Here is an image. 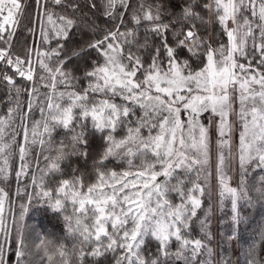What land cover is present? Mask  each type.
I'll list each match as a JSON object with an SVG mask.
<instances>
[{
    "label": "snow or ice",
    "instance_id": "snow-or-ice-1",
    "mask_svg": "<svg viewBox=\"0 0 264 264\" xmlns=\"http://www.w3.org/2000/svg\"><path fill=\"white\" fill-rule=\"evenodd\" d=\"M33 4L35 27L27 31L34 42L22 57L14 37L28 2L0 0V84L9 91L7 113L0 115V182L10 179L18 155L17 180H31L19 219L33 201L61 213L74 264H88V258L99 264L107 256L114 264H214L213 172L219 209L224 211L226 201L231 208V234H221L226 243L238 239L239 226L248 223L243 207L264 208V0H87L105 24L85 21L93 38L71 56H62L64 41L82 24L63 10L78 12V3ZM209 25L219 26L211 37L215 44L202 34ZM72 57L90 60L82 77L66 67ZM37 68L48 91L36 86ZM16 76L31 87L17 85ZM34 106L41 119L29 127L24 121ZM18 118L21 124L15 125ZM58 128L69 134L67 143L55 139ZM96 136L104 148L93 165L94 181L74 174L50 184L63 175L69 156H87L81 145ZM37 144L41 153L33 161L28 157ZM111 161L126 167L113 170L106 163ZM230 172L238 177L235 184ZM8 200L0 186V264H8L13 236L5 217ZM39 237L34 229H16V264H38L35 257L47 254L52 242ZM262 245L264 223L259 241L242 251L245 264H264ZM58 251L63 264H73L63 245ZM219 264L229 262L221 257Z\"/></svg>",
    "mask_w": 264,
    "mask_h": 264
},
{
    "label": "trees",
    "instance_id": "trees-1",
    "mask_svg": "<svg viewBox=\"0 0 264 264\" xmlns=\"http://www.w3.org/2000/svg\"><path fill=\"white\" fill-rule=\"evenodd\" d=\"M74 0H68V3H73ZM78 3L79 11L73 12L71 8H66L63 11H66L68 15L75 17L78 21L81 22L82 26L79 29H73L70 33V38L65 43V53L63 55L71 56L74 50H78L81 46L85 44L86 41L93 38V33L86 27H83V23L87 21L91 23L94 19L97 24L102 27L105 24L103 17H98L94 15L95 10H90L87 6V0H75ZM28 10L26 13L27 18L23 21L21 27L18 29L16 36L14 37V48L15 52L24 56L25 51L28 47L33 44V37L29 36L27 31L30 27H35L32 20L34 19L32 13L35 8L33 4V0H28ZM58 11L60 9H57ZM219 26L215 25L213 27V33L218 32ZM202 34L209 41V26L202 30ZM142 39V37H141ZM220 40L226 42V37L219 36ZM36 46L41 47L39 44L38 38L35 40ZM216 41L214 40V44ZM53 47L55 44L53 43ZM94 55V54H93ZM33 63H35V59H33ZM69 69L74 71V74L82 77L86 68L90 67V60L85 59L83 57L77 59L76 57H72L71 61L66 65ZM37 79L36 86L40 88L42 92L48 91L42 87V83L39 81L38 77L40 75V71L37 68ZM16 83L19 86H23L25 88H30L31 83L24 80L23 78L16 76ZM81 85H85L86 81L81 80ZM13 98L15 97V93H12ZM22 103L24 104V111L27 112V100L28 94L24 92L21 96ZM9 107V91L8 86L6 84H0V115H4L7 113ZM41 119V114L39 108L33 107L30 113H28L24 124H27L29 127L31 126L33 121H39ZM21 120L18 118L15 121V125H20ZM14 125V127H15ZM11 131V130H9ZM17 131H21V128H17ZM68 133L66 130L62 128H58L54 133V137L57 141L62 139L67 143ZM7 139V137H6ZM18 142H22L23 137H17ZM103 140L99 137H91L89 139L88 145H81V149L87 152V156L73 155L69 156L66 161H64L61 165L63 168L62 176H55L50 184L54 185L60 179L71 178L74 174L80 175L84 179L85 183L93 182L95 179L94 173V162L99 159L100 154L103 152ZM15 150V149H14ZM41 148L40 145H34L31 148V155L28 157L29 159L35 161L36 157L40 155ZM41 159V167L44 165L43 157L40 156ZM109 168L113 170L122 171L126 167V165L118 164L116 161L106 162ZM138 163V161H137ZM11 176L10 179L6 182H0V186L4 187L5 191L8 193L9 200L5 205V217L9 223V227L13 229V236L8 242V248L6 249V259L8 264H16L15 258V233L16 229L24 226L26 229H34L35 232L40 233V237L38 239H45L46 241H51L52 243L48 245L47 254L44 252H40L36 257V261L38 264H63V258L59 255L58 249L63 245L65 250H68L70 253V260L75 262V254L71 251L73 240L68 235L67 227L65 221L63 219V215L59 212L53 211L51 208L47 206V204L41 202L37 204L33 201L32 206L30 207L29 212L24 216L23 220H20V205L27 203V197L23 192L24 186L30 185L31 180L29 176H23L17 180L15 176V172L19 168L18 155L11 161ZM73 169H75V173H73ZM31 171V170H30ZM259 170L256 173H253V176L257 175ZM21 189L20 194H17V190ZM33 189L28 187L27 191L31 192ZM208 189L206 188V194L204 197V207L207 208L209 206L208 200ZM226 207L223 212L218 209L216 214H212L211 217V231L214 236V239L211 241V247L214 249L213 262L214 264H219L221 257L227 259L229 264H245L244 256L242 251L249 244H251L254 240L259 241V231L260 225L264 223V208L257 206L255 209H250L247 207H243L241 209L244 216L249 217L248 223L241 224L238 228V239L233 240L231 245L225 242L223 236L221 234L229 235L231 234L230 223L228 222V216L231 214L230 203L227 201ZM202 215V213H201ZM13 216L16 218V223L13 224ZM194 234H198V230L194 228ZM32 236L35 237V233H32ZM37 239V242H38ZM10 249V250H9ZM150 250H155V245L150 246ZM55 253V254H54ZM260 258L264 260V245L260 248ZM49 256H51V260H49ZM88 264H92L91 258H88ZM99 264H114L113 258L111 256H107L106 258L102 257L99 260ZM179 264V262H177Z\"/></svg>",
    "mask_w": 264,
    "mask_h": 264
},
{
    "label": "rangeland",
    "instance_id": "rangeland-1",
    "mask_svg": "<svg viewBox=\"0 0 264 264\" xmlns=\"http://www.w3.org/2000/svg\"><path fill=\"white\" fill-rule=\"evenodd\" d=\"M213 27H214V25H209V43H212V44H214V40L211 38L213 35ZM231 119H233V121L235 120L234 117H232ZM204 122L207 123V120L205 119ZM211 135H212V139L214 142L215 137H216V132L213 130ZM237 135H238V133H237ZM214 152H215V150L213 148V161H214ZM229 174L233 176L232 183L235 184L238 177L235 175L234 172H230ZM159 179H163V177H160ZM210 184H211V201H210V203H211V206L213 209V213L216 214L218 212L219 205H218V196H217V183H216L214 172H213V176L210 178ZM5 212H6V210H5Z\"/></svg>",
    "mask_w": 264,
    "mask_h": 264
},
{
    "label": "built area",
    "instance_id": "built-area-1",
    "mask_svg": "<svg viewBox=\"0 0 264 264\" xmlns=\"http://www.w3.org/2000/svg\"><path fill=\"white\" fill-rule=\"evenodd\" d=\"M27 2H28V0H27Z\"/></svg>",
    "mask_w": 264,
    "mask_h": 264
},
{
    "label": "clouds",
    "instance_id": "clouds-1",
    "mask_svg": "<svg viewBox=\"0 0 264 264\" xmlns=\"http://www.w3.org/2000/svg\"><path fill=\"white\" fill-rule=\"evenodd\" d=\"M55 254V253H54Z\"/></svg>",
    "mask_w": 264,
    "mask_h": 264
}]
</instances>
